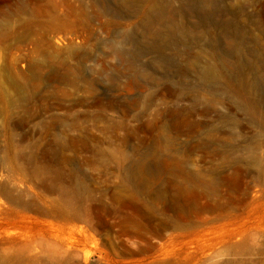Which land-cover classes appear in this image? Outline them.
<instances>
[{"label":"rangeland","instance_id":"374dc122","mask_svg":"<svg viewBox=\"0 0 264 264\" xmlns=\"http://www.w3.org/2000/svg\"><path fill=\"white\" fill-rule=\"evenodd\" d=\"M70 1L75 10L66 0H0V264H264V124L228 100L214 106L202 102L194 119L206 126L190 134L184 127L158 163L144 149L134 150L143 138L150 144L155 132L140 130L120 143L117 138L127 130L104 128L122 120L139 125L133 120L136 111L125 118L120 109L109 110L106 119H94L100 110L93 104L98 99L128 102L150 92L114 90L110 80L124 66L109 55L108 42L140 36L144 14L128 16L114 0H81L80 6ZM218 3L227 5L219 7L221 14L185 17L177 22L175 36H213L214 49L230 53L228 66L232 60L264 59V0ZM22 4H28V14ZM34 7L43 13L31 15ZM40 36H48L73 65L69 50L92 54L85 64L86 74L97 82L92 93L82 87L71 89L68 97L50 98L57 89L45 79L36 93L26 88L23 98L9 84L14 74L25 85L31 65L43 61L33 43ZM165 67L169 78L160 87L179 81L181 61L169 59ZM57 68L44 72L51 75ZM100 69L106 73L95 72ZM191 105L190 99L180 102V119ZM117 148L122 153L112 157ZM142 156L146 175L127 178L131 161ZM179 159L213 179L210 192L206 188L209 198L192 184L182 191ZM184 204L187 213L181 216L178 207ZM180 231L194 234L169 241ZM27 244L33 249L21 255ZM69 244L67 252H57Z\"/></svg>","mask_w":264,"mask_h":264},{"label":"bare ground","instance_id":"6f19581e","mask_svg":"<svg viewBox=\"0 0 264 264\" xmlns=\"http://www.w3.org/2000/svg\"><path fill=\"white\" fill-rule=\"evenodd\" d=\"M32 1L38 3L43 0ZM66 1L70 2V8L75 10V5L70 0ZM78 1L80 2L79 6L83 4L81 0ZM114 1L117 7L120 10H125L128 16L142 11L144 19L140 25V36H115L108 42L109 55L118 59V62L124 66L123 70L115 69L116 73L110 74L111 88L114 90L146 88L150 92L141 93L137 98L128 102L120 103L111 100L105 104L100 99L95 100L93 105L100 111L94 116V119H106L109 110L120 109L125 118L136 111L133 114V120L141 122L139 125L129 126L125 120H122L106 126L104 130H127L125 136L117 138L120 143H127L129 138L137 135L140 130L155 132L150 139V144L147 139L143 138L140 140V145L136 146L134 150L138 153L144 149L147 153L153 154L158 163L160 161L159 154L169 153L172 150L177 140L185 132L184 127L190 134L206 126L194 119L195 106L199 103L206 102L210 106H214L228 100L251 120L264 124V59L257 60V62L232 60L228 66L226 63L230 53L221 54L214 49L213 36H175L179 27L178 21L193 15L213 17L221 14L219 7H227V5L224 3L219 5L218 1L225 2V0ZM27 9L28 4H22L21 10L26 12ZM30 10V14L33 16L43 13L37 7ZM78 13L83 15V12L79 11ZM148 30L151 32L150 35L146 33ZM32 37L18 36L17 38L28 40ZM33 43L35 52L43 57V61L31 65L32 77L24 85L17 81L14 74L8 76L9 84L16 88L23 98L27 96L26 88H33L36 93L45 79H49V83L55 84L53 87L57 89L49 94L50 98L68 97L71 89L79 90L82 87L86 88L87 93L93 92L97 82L88 77L85 68L86 62L92 60L91 53L84 50H69L68 58L76 60V64L73 65L67 58L61 57L60 49L52 47L53 44L48 36L37 37ZM127 45H131V48L127 49ZM148 55H153L152 62L148 65L141 64L142 59ZM173 58H178L181 61L179 81L160 87L161 81L169 78L165 71V64ZM55 65L58 68L54 69L51 75H46L44 71L49 67L50 69L52 66L55 67ZM95 72L104 75L106 69ZM156 87L158 88L156 89ZM169 97L175 98L176 101L168 102L167 98ZM32 98H34V94H32ZM184 99H190L192 105L186 109L187 115L182 120L178 114L183 109L180 102ZM149 115H154L155 119L145 120ZM118 148L110 152L112 157L122 153ZM122 159L129 160L124 155ZM145 160L146 158L142 156L131 161L134 164L126 170L127 178H130L135 172L146 175L148 170ZM178 162L180 163V174L184 177L182 191L192 184L198 190H202V195L209 198L208 188L215 185L213 179L207 180L201 172L189 169L180 159ZM155 173L160 174V169L157 168ZM227 178L224 177L223 185H228ZM178 210L183 216L187 213V205L179 206ZM200 210V208L197 209L198 212ZM182 227L180 226L179 230H182ZM192 234L194 232L180 231L176 234L171 233L168 239L169 241L178 240L181 237L188 239ZM187 244L190 245V242L188 241ZM71 247L72 244L65 248L61 246V249L57 247V252H67ZM25 249L21 255L28 254L33 248L27 244ZM16 256L18 257L19 254Z\"/></svg>","mask_w":264,"mask_h":264}]
</instances>
